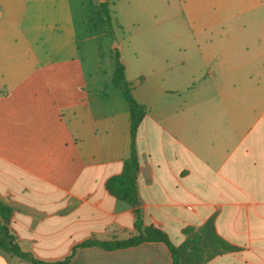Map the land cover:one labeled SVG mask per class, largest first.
Wrapping results in <instances>:
<instances>
[{
  "label": "crops",
  "instance_id": "1",
  "mask_svg": "<svg viewBox=\"0 0 264 264\" xmlns=\"http://www.w3.org/2000/svg\"><path fill=\"white\" fill-rule=\"evenodd\" d=\"M100 1L0 0V200L11 232L56 262L87 239L138 233L139 208L176 245L214 218L239 249L205 264H264V0H177L179 13L165 0L163 21L145 26L108 0L126 78L148 108L135 205L106 186L131 158L132 133L116 45L92 20L104 21ZM0 264L34 263L0 250ZM68 264L173 259L165 242L146 241L82 247Z\"/></svg>",
  "mask_w": 264,
  "mask_h": 264
},
{
  "label": "trees",
  "instance_id": "2",
  "mask_svg": "<svg viewBox=\"0 0 264 264\" xmlns=\"http://www.w3.org/2000/svg\"><path fill=\"white\" fill-rule=\"evenodd\" d=\"M101 11L104 15V22L108 29L113 31V17L109 7V1L100 3ZM125 63L120 49L115 48L114 62V84L121 88L126 95L130 105L131 133H132V155L127 162L124 171L111 177L107 183V188L117 197L131 204L139 202L138 193V172L140 169V159L136 147V138L140 123L148 112V108L140 104L133 95V83L126 78ZM12 209L0 200V250L6 251L14 256L22 258L34 264H68L75 256L78 249L88 246H99L106 250H114L139 245L146 241L165 242L172 254L173 264H205L213 257L227 252L236 251L238 246L223 238L216 230L214 218L207 220L199 228L187 227L184 232L186 240L176 245L171 240L169 234L162 228L145 225L143 215L139 208L136 209V226L138 233L125 239L113 238L109 240L87 239L76 245L71 254L65 259L56 262H48L37 258L31 252L22 249L16 236L9 228Z\"/></svg>",
  "mask_w": 264,
  "mask_h": 264
},
{
  "label": "rangeland",
  "instance_id": "3",
  "mask_svg": "<svg viewBox=\"0 0 264 264\" xmlns=\"http://www.w3.org/2000/svg\"><path fill=\"white\" fill-rule=\"evenodd\" d=\"M102 1H100V3ZM164 2L165 0H113L111 7L116 9V11L119 12V17L121 16L126 21H134L145 26L148 24H155L159 21H163ZM177 5V0H173L175 13H179ZM85 14L86 13H84V15ZM85 17L87 18L88 15ZM92 20L96 22L97 26L94 23L93 26H96L98 31H101V29L104 28V25L106 26L101 17H96V15H94V17H92ZM106 30L110 41L113 45H116V40L119 41L116 32L118 33L119 31L116 29L115 24L113 23V31L108 29L107 26ZM118 34L121 35V31ZM124 37H126V34L124 35ZM116 47L119 48L120 46L116 45Z\"/></svg>",
  "mask_w": 264,
  "mask_h": 264
},
{
  "label": "water",
  "instance_id": "4",
  "mask_svg": "<svg viewBox=\"0 0 264 264\" xmlns=\"http://www.w3.org/2000/svg\"><path fill=\"white\" fill-rule=\"evenodd\" d=\"M101 1H102V0H101ZM105 1H107V0H105ZM102 2H104V1H102ZM115 44L118 45V44H119V41L116 40V43H115Z\"/></svg>",
  "mask_w": 264,
  "mask_h": 264
}]
</instances>
